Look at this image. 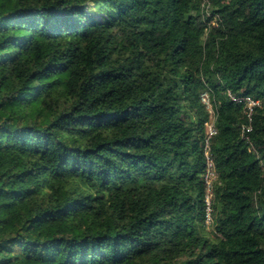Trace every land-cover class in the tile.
I'll use <instances>...</instances> for the list:
<instances>
[{
    "label": "trees",
    "instance_id": "obj_1",
    "mask_svg": "<svg viewBox=\"0 0 264 264\" xmlns=\"http://www.w3.org/2000/svg\"><path fill=\"white\" fill-rule=\"evenodd\" d=\"M209 1L0 0V264H264V0Z\"/></svg>",
    "mask_w": 264,
    "mask_h": 264
},
{
    "label": "built area",
    "instance_id": "obj_2",
    "mask_svg": "<svg viewBox=\"0 0 264 264\" xmlns=\"http://www.w3.org/2000/svg\"><path fill=\"white\" fill-rule=\"evenodd\" d=\"M210 1L204 0L203 7L205 8L206 16H211L210 13ZM228 97L236 103H244L246 113L249 118V124L244 126L243 133L252 129L251 121L254 110L256 107L261 106V100L252 96H242L231 91H228ZM201 102L210 112V118L205 122V140H204V159H205V171L203 175L205 184V224L207 226H213L215 223L214 218V201H215V185L218 179V171L216 161L212 151V139L218 134V127L216 125V114L212 103L211 94L208 91H204L201 94Z\"/></svg>",
    "mask_w": 264,
    "mask_h": 264
},
{
    "label": "rangeland",
    "instance_id": "obj_3",
    "mask_svg": "<svg viewBox=\"0 0 264 264\" xmlns=\"http://www.w3.org/2000/svg\"><path fill=\"white\" fill-rule=\"evenodd\" d=\"M202 103V102H201ZM213 103V102H212ZM205 107V106H204ZM214 107V106H213ZM206 108V107H205ZM206 231H207V234L209 235V236H214L213 234V227L210 225V226H207L206 225Z\"/></svg>",
    "mask_w": 264,
    "mask_h": 264
}]
</instances>
